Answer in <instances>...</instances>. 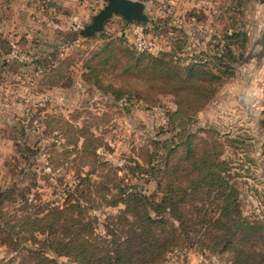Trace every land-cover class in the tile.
Instances as JSON below:
<instances>
[{
  "label": "rangeland",
  "instance_id": "374dc122",
  "mask_svg": "<svg viewBox=\"0 0 264 264\" xmlns=\"http://www.w3.org/2000/svg\"><path fill=\"white\" fill-rule=\"evenodd\" d=\"M138 1L145 5L146 22L128 23L113 15L103 31L84 36L104 0H0L4 218L17 222L22 215L33 219L52 206L64 207L66 191L79 183L76 174L86 179L78 186L84 192H76L68 202L77 199L81 206L75 209V218L91 220L102 235L105 222L115 220L123 208L107 206V201L119 197L115 188L159 196L156 181L136 170L138 164L146 168L143 160L154 151L155 163L163 165L159 157L165 158L166 148L173 146L164 141L180 131L170 129L167 116L178 98L162 82H150L138 72L125 73L134 64L129 56L166 52L173 55L165 60L173 58L178 67L200 62L202 69L217 73L219 49L227 45L236 62L230 64L231 58L224 55L232 68H222L213 96L192 116L193 123H187L186 116L179 129L214 143L213 151L220 152L219 159L226 164L228 181L230 169L237 186L241 214L264 228V0ZM231 32H243V48L242 36L229 45L225 35ZM107 43L121 49L122 56L118 64L111 61L98 67L102 85L111 82L134 92L104 91L84 76L86 62H94L93 53ZM85 136L88 143L83 149ZM167 157L172 163L177 155ZM214 201L227 205L218 197ZM34 227L20 232L27 244L34 236L42 238ZM178 243L167 252L164 264H232L229 252L211 246L205 236ZM22 256L0 243V264H16Z\"/></svg>",
  "mask_w": 264,
  "mask_h": 264
},
{
  "label": "trees",
  "instance_id": "16d2710c",
  "mask_svg": "<svg viewBox=\"0 0 264 264\" xmlns=\"http://www.w3.org/2000/svg\"><path fill=\"white\" fill-rule=\"evenodd\" d=\"M238 36H242L243 48L246 41L243 32L225 35L229 38V45L234 44L232 40ZM109 46L104 44L93 53L95 61L86 62L84 76L88 80L92 78L104 91L117 95L130 94L133 89L126 90L120 84L109 82L102 85L98 67L111 61L118 64L122 56L121 49ZM219 50L222 57L214 65L217 73L202 69L203 63L200 62L178 67L173 58L165 60L166 56L173 55L166 52L159 56L130 55L134 64H130L125 73L138 72L150 82L170 86L172 94L178 98L176 108L167 111L170 129L183 131L179 128L187 121L186 116L190 120L187 123H193L192 116L215 93V85L222 78V68H232L225 61V56L231 58L230 64L236 62V55L230 46L220 47ZM180 131H176L169 142L164 141L165 144H173L166 148L165 155L176 154L174 162L168 161L167 156L158 155L159 159H163V165H158L155 163L158 151H154L149 152V160H143L146 168L140 164L137 166V173L156 181L159 196L146 195L141 190L115 188L119 197L107 201V206L121 204L123 208L116 213L115 220L105 222L103 235L95 231L91 220L74 216L75 209L81 205L77 199L75 204L68 201L76 197V192H84L78 186L86 180L81 174H76L79 183L75 184V189L66 191L67 204L64 207L52 206L33 219L22 215L17 222L11 223L0 209V243L17 255L23 254L16 264H164L167 252L178 247V242L205 236L211 246H220L229 252L232 264L264 263V228L241 214L237 186L231 181L230 169L229 181L226 177V164L219 159L221 153L213 151V142L197 137L195 132L186 130V134H182L184 132ZM83 138L81 146L86 149L87 137ZM216 197L227 205L218 206L214 201ZM4 198L1 194L0 203ZM45 221L47 224H44ZM29 226H35L42 238L34 236L27 244L20 232L28 231ZM196 234L198 237H194ZM59 257H64L65 261H59ZM6 264H12V261Z\"/></svg>",
  "mask_w": 264,
  "mask_h": 264
},
{
  "label": "water",
  "instance_id": "95a60500",
  "mask_svg": "<svg viewBox=\"0 0 264 264\" xmlns=\"http://www.w3.org/2000/svg\"><path fill=\"white\" fill-rule=\"evenodd\" d=\"M105 6L93 17L92 22L83 30L84 36L103 31L104 23L113 15L121 16L126 22H146L145 5L138 0H104Z\"/></svg>",
  "mask_w": 264,
  "mask_h": 264
}]
</instances>
